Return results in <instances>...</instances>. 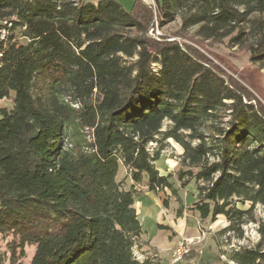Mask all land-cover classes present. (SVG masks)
<instances>
[{"label": "trees", "instance_id": "16d2710c", "mask_svg": "<svg viewBox=\"0 0 264 264\" xmlns=\"http://www.w3.org/2000/svg\"><path fill=\"white\" fill-rule=\"evenodd\" d=\"M161 25L248 53L264 69V0H156ZM135 0H0V235L10 264H155L135 211L140 187L174 192L156 169L171 139L189 211L227 231L264 213V106L197 50L146 36ZM157 66L156 71L153 67ZM165 129L163 130V128ZM119 170L122 176L117 177ZM248 204V206H247ZM162 229H167L161 225ZM264 242V221L258 227ZM264 264L259 247L229 256ZM5 257H0L3 264Z\"/></svg>", "mask_w": 264, "mask_h": 264}, {"label": "rangeland", "instance_id": "374dc122", "mask_svg": "<svg viewBox=\"0 0 264 264\" xmlns=\"http://www.w3.org/2000/svg\"><path fill=\"white\" fill-rule=\"evenodd\" d=\"M87 1L97 3L99 0ZM114 1L119 3L125 11H130L135 0ZM146 5L150 6L154 13L153 22L148 28L146 36L156 41H161L163 37L167 38L169 41L176 40L180 45L197 50L212 64L218 66L224 72L225 76L232 77L245 86L264 106V69H260L257 65L250 63L246 51L231 47L227 39L220 43L199 41L194 37L193 30L187 32L180 31V22L178 19L175 22L167 23L162 26L156 0ZM153 69L156 71L157 66L154 65ZM0 107H10V101H0ZM164 129L165 127L163 130ZM165 143L166 147L160 152L158 164L162 165L167 175H171L173 185L177 187V191L179 192L178 207L180 208L183 206L182 208H184L185 206L189 211V207L193 203L195 196L194 183L182 187L175 179V174L180 169L182 148L171 139L167 140ZM121 176L122 171L119 170L117 177L120 178ZM189 212L192 214L191 211ZM253 214L254 222L243 225L241 230L236 232L227 231L225 229L228 226V221L222 215L218 216L214 223H202L199 221L197 224L199 232L197 237L179 240L178 247L183 241L192 239L193 242L190 252L184 255L181 261L176 264H235L229 257L233 251L242 248L254 249L257 247L264 251V242L261 241L258 233V227L260 223L264 221L262 207L256 205ZM188 219L192 221V223H195L191 216ZM9 241H11V237L0 235V257H5L3 264H10V253L7 249V243ZM34 252V246L25 247V257L18 259L16 264H30ZM165 257L166 258H154L151 256V258L155 259V264H170L172 259L170 254Z\"/></svg>", "mask_w": 264, "mask_h": 264}, {"label": "crops", "instance_id": "0c3cea01", "mask_svg": "<svg viewBox=\"0 0 264 264\" xmlns=\"http://www.w3.org/2000/svg\"><path fill=\"white\" fill-rule=\"evenodd\" d=\"M142 1L146 4L154 2V0ZM159 160L160 157L155 163L156 169L159 175L166 176L167 173L164 172L162 165L158 164ZM170 181L173 183L172 178ZM173 189L174 192L164 189L155 193L148 191L145 187H140V193L135 202V211L146 231L142 241L147 242V245L142 246L136 252L140 257L166 258L165 256L168 254L171 256L172 250L179 240L198 236L197 224L199 220L197 215L191 214L185 206L184 208H182L183 206L178 207L179 192L175 185H173ZM190 216L195 223L189 221ZM159 225L167 227V229L159 228ZM151 259L155 262V259ZM170 264H173L172 260Z\"/></svg>", "mask_w": 264, "mask_h": 264}, {"label": "built area", "instance_id": "2783aa9c", "mask_svg": "<svg viewBox=\"0 0 264 264\" xmlns=\"http://www.w3.org/2000/svg\"><path fill=\"white\" fill-rule=\"evenodd\" d=\"M0 36L2 37L3 34H0ZM192 242H193V240L189 239V240L181 242L179 247L177 244V246L172 250V254H171L172 263H177V262L181 261L183 256L190 252Z\"/></svg>", "mask_w": 264, "mask_h": 264}]
</instances>
